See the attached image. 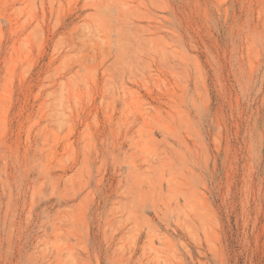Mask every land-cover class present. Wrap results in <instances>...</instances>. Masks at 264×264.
<instances>
[{
  "label": "rangeland",
  "instance_id": "1",
  "mask_svg": "<svg viewBox=\"0 0 264 264\" xmlns=\"http://www.w3.org/2000/svg\"><path fill=\"white\" fill-rule=\"evenodd\" d=\"M0 264H264V0H0Z\"/></svg>",
  "mask_w": 264,
  "mask_h": 264
}]
</instances>
